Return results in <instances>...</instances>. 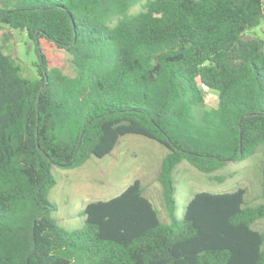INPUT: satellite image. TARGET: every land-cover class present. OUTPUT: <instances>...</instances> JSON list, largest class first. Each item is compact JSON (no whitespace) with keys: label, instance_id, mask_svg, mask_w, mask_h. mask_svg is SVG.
Here are the masks:
<instances>
[{"label":"trees","instance_id":"16d2710c","mask_svg":"<svg viewBox=\"0 0 264 264\" xmlns=\"http://www.w3.org/2000/svg\"><path fill=\"white\" fill-rule=\"evenodd\" d=\"M1 1L0 27L23 31L38 62L24 78L0 49V264H264V0ZM43 40L73 75L48 67ZM126 135L166 150V220L135 180L87 203L81 228L58 226L52 168L111 155ZM258 152L262 202L201 191L177 216L182 162L209 176Z\"/></svg>","mask_w":264,"mask_h":264},{"label":"rangeland","instance_id":"374dc122","mask_svg":"<svg viewBox=\"0 0 264 264\" xmlns=\"http://www.w3.org/2000/svg\"><path fill=\"white\" fill-rule=\"evenodd\" d=\"M139 10L140 7L135 6L131 12ZM254 31L264 33V23ZM250 36H253L252 33ZM0 49L20 66L24 78L37 77L36 47L23 31L0 27ZM39 49L48 67H58L67 75L74 74L71 57L66 51L57 49L52 43L44 40L40 42ZM204 97L209 108L216 107L215 92L204 89ZM165 153L166 150L153 141L137 135H126L119 140L112 154L102 159L93 157L78 168L53 167L52 174L56 185L50 190L48 199L57 205V210L51 214L52 219L66 230L79 229L83 225V217L79 213L87 203L108 200L137 180L144 189L145 197L157 209L159 219L165 221L161 187L157 181L160 162ZM262 167L259 152L243 162H228L225 167L209 176L182 162L174 174L177 216L181 218L189 197L201 191L219 194L243 188L246 192V203L254 205L262 202L258 179ZM213 177L224 179L218 182L216 179L213 180ZM254 228L264 231V219L258 221Z\"/></svg>","mask_w":264,"mask_h":264}]
</instances>
